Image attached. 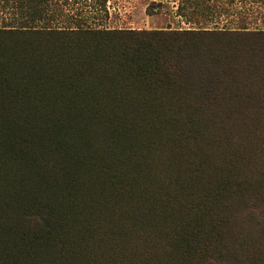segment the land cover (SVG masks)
Segmentation results:
<instances>
[{
  "label": "trees",
  "instance_id": "1",
  "mask_svg": "<svg viewBox=\"0 0 264 264\" xmlns=\"http://www.w3.org/2000/svg\"><path fill=\"white\" fill-rule=\"evenodd\" d=\"M239 3L135 29L2 0L0 264H264V0Z\"/></svg>",
  "mask_w": 264,
  "mask_h": 264
},
{
  "label": "rangeland",
  "instance_id": "2",
  "mask_svg": "<svg viewBox=\"0 0 264 264\" xmlns=\"http://www.w3.org/2000/svg\"><path fill=\"white\" fill-rule=\"evenodd\" d=\"M61 2L62 21L66 19L64 14H67L86 19L92 27L164 29L192 26L183 16L176 13L178 0H106L105 8L99 6L96 0H61ZM239 2L240 0H235L230 15L235 13L236 7H240ZM260 10L264 17V6H261ZM230 15L222 17L233 18ZM0 18L3 19L1 12ZM233 19L236 21L235 18ZM257 24L264 25L259 21Z\"/></svg>",
  "mask_w": 264,
  "mask_h": 264
},
{
  "label": "bare ground",
  "instance_id": "3",
  "mask_svg": "<svg viewBox=\"0 0 264 264\" xmlns=\"http://www.w3.org/2000/svg\"><path fill=\"white\" fill-rule=\"evenodd\" d=\"M90 137V136H89ZM105 141V140H104ZM113 142V141H112ZM106 143V142H105ZM81 144V143H80ZM89 144V143H88ZM94 144V143H93ZM85 146V145H84ZM83 146V147H84ZM122 146V145H121ZM91 147V146H90ZM103 147V146H102ZM101 148V147H100ZM102 149V148H101ZM116 149H118V148H116ZM102 151V150H101ZM112 151V150H111ZM124 151V150H123ZM108 152V151H107ZM113 152V151H112ZM117 152V151H116ZM116 156V155H115ZM122 156V155H121ZM142 156V155H141ZM107 157H109V156H107ZM96 158H98V156L96 157ZM148 159V158H147ZM105 160V159H104ZM114 160H116V159H114ZM125 161V160H124ZM92 162H93V160H92ZM87 165V164H86ZM143 165V164H142ZM84 166V165H83ZM85 167V166H84ZM134 167V166H133ZM100 168V167H99ZM90 173V172H89ZM92 175V174H91ZM92 177V176H91ZM71 183V182H70ZM72 187H74V186H72ZM75 201V200H74ZM89 206V205H88ZM122 213V212H121ZM101 216V215H100ZM130 216V215H129ZM127 218V217H126ZM99 219V218H98ZM130 220V219H129ZM132 222V221H131ZM84 223V222H83ZM98 228V227H97ZM114 230V229H113ZM75 232V231H74ZM115 234V233H114ZM102 239V238H101ZM125 239V238H124ZM90 241V240H89ZM107 241V240H106ZM107 243V242H106ZM129 249V248H128ZM69 252H71V251H69ZM106 256V255H105ZM63 258V257H62ZM67 258V257H66ZM75 258V257H74ZM62 261V260H61ZM76 261H77V259H76ZM91 262V261H90ZM101 263V262H100ZM115 263V262H114ZM60 264H62V263H60Z\"/></svg>",
  "mask_w": 264,
  "mask_h": 264
},
{
  "label": "crops",
  "instance_id": "4",
  "mask_svg": "<svg viewBox=\"0 0 264 264\" xmlns=\"http://www.w3.org/2000/svg\"><path fill=\"white\" fill-rule=\"evenodd\" d=\"M2 0H0V12L3 13V9H2ZM3 19L0 18V23H2Z\"/></svg>",
  "mask_w": 264,
  "mask_h": 264
}]
</instances>
